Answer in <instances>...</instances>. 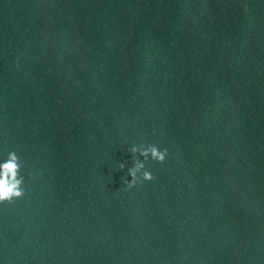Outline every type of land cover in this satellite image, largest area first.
<instances>
[{
    "label": "water",
    "instance_id": "1",
    "mask_svg": "<svg viewBox=\"0 0 264 264\" xmlns=\"http://www.w3.org/2000/svg\"><path fill=\"white\" fill-rule=\"evenodd\" d=\"M13 149L0 264H264V0H0Z\"/></svg>",
    "mask_w": 264,
    "mask_h": 264
},
{
    "label": "clouds",
    "instance_id": "2",
    "mask_svg": "<svg viewBox=\"0 0 264 264\" xmlns=\"http://www.w3.org/2000/svg\"><path fill=\"white\" fill-rule=\"evenodd\" d=\"M127 151L132 154L133 164L127 169V176L130 179H123V186L131 188L143 181L153 179L152 172L146 167L150 159L162 163L167 156V148H161L154 143L138 142L128 145ZM124 169L125 165L120 162L117 165ZM31 176L29 172L27 174ZM26 176L23 171V162L13 150L0 153V205L11 203L25 195Z\"/></svg>",
    "mask_w": 264,
    "mask_h": 264
}]
</instances>
